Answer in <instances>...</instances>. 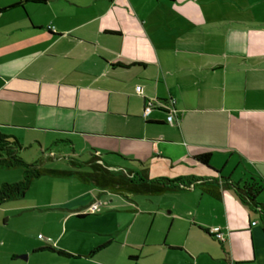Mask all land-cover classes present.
Here are the masks:
<instances>
[{"label": "crops", "instance_id": "obj_1", "mask_svg": "<svg viewBox=\"0 0 264 264\" xmlns=\"http://www.w3.org/2000/svg\"><path fill=\"white\" fill-rule=\"evenodd\" d=\"M0 9L1 132L22 144L26 129L53 144L81 137L109 169L146 168L149 178L264 185V0H0ZM145 98L174 99V122L159 109L142 118ZM203 153L207 166L195 159ZM82 191L46 203L82 216L108 192ZM163 194L187 238L221 227L216 258L194 264H264V221L231 188L218 200L194 186ZM13 201L0 204V264L80 258L59 233L50 243L17 228Z\"/></svg>", "mask_w": 264, "mask_h": 264}, {"label": "rangeland", "instance_id": "obj_2", "mask_svg": "<svg viewBox=\"0 0 264 264\" xmlns=\"http://www.w3.org/2000/svg\"><path fill=\"white\" fill-rule=\"evenodd\" d=\"M23 131L25 140H30L20 150V156L26 162L41 157L45 166L69 169L70 158L83 162L89 157L90 148L81 137H73L71 146L65 141L53 144V135H43L36 129ZM33 136L39 138L35 140L41 147L32 141ZM47 153L50 157L46 160L42 155ZM20 177V169L0 170V184L15 182ZM86 187L75 179L39 177L24 196L11 202L19 206L15 218L20 225L17 228L34 237L41 232L42 236L49 237L50 243L55 242L59 233V244L65 251L81 254L79 259L65 260L62 264H164L168 260L176 264H194L197 260L203 262L207 258H216V247L220 248L218 240L197 229L187 238L184 221L171 220L177 215L169 213L164 194L97 192L95 197L98 196L99 205L93 212L89 210V204L81 206L78 210H82V216L73 213L75 210L58 209L46 203L77 195ZM182 242L189 251L178 248ZM98 247L89 258H83ZM198 252H202L199 257Z\"/></svg>", "mask_w": 264, "mask_h": 264}, {"label": "trees", "instance_id": "obj_3", "mask_svg": "<svg viewBox=\"0 0 264 264\" xmlns=\"http://www.w3.org/2000/svg\"><path fill=\"white\" fill-rule=\"evenodd\" d=\"M29 1L38 2L39 0ZM17 5H19L18 2L2 10L10 9ZM2 10L0 9V11ZM22 148H24V145L15 136L4 134L0 131V170L20 169L21 171L19 180L0 184V204L21 198L30 185L42 176L75 179L93 188L122 195H160L167 192H177L186 187L194 186L202 193L218 200L221 198L222 189L229 187L241 203L246 205L250 210L259 213L260 218L264 221V203L257 200L258 195L264 192V185L261 186L258 183L243 182L239 184L221 175L206 178H198L190 175L177 178H149L146 173V168H141L137 171L109 169L107 165L99 162L101 160L100 154L94 152L92 149L89 150V157L85 161L81 162L70 158L69 163L71 168H54L45 166L41 157L33 162L24 161L20 156V150ZM209 155V153L198 154L195 156V159L207 166ZM47 158L48 156H45L44 159ZM83 165L86 166L85 169ZM212 170L215 173L217 172L214 169ZM202 230L213 237L208 232V229L202 228ZM56 252L61 256H72L63 250H56Z\"/></svg>", "mask_w": 264, "mask_h": 264}, {"label": "built area", "instance_id": "obj_4", "mask_svg": "<svg viewBox=\"0 0 264 264\" xmlns=\"http://www.w3.org/2000/svg\"><path fill=\"white\" fill-rule=\"evenodd\" d=\"M136 92H141L142 89L140 86L135 87ZM159 109L166 112L165 121L167 123H173L175 120V107H174V99L169 98L165 100L160 99H153V98H145L144 104L141 110V117L146 119L147 116L154 110ZM115 170H119L120 168H114ZM99 205V202H95L89 205V210L93 212L97 206ZM208 232L217 240L222 241L223 240V232L221 230L220 226H213L208 228ZM41 239H43L46 242H49V237H44L42 235H39Z\"/></svg>", "mask_w": 264, "mask_h": 264}, {"label": "water", "instance_id": "obj_5", "mask_svg": "<svg viewBox=\"0 0 264 264\" xmlns=\"http://www.w3.org/2000/svg\"><path fill=\"white\" fill-rule=\"evenodd\" d=\"M19 257L25 259L26 256L24 255L23 257L22 256H19Z\"/></svg>", "mask_w": 264, "mask_h": 264}]
</instances>
